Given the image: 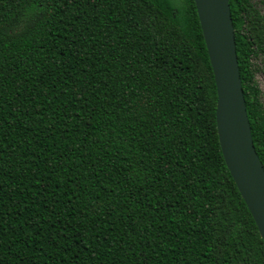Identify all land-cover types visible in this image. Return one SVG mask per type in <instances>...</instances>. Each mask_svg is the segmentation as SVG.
Returning <instances> with one entry per match:
<instances>
[{"label": "trees", "instance_id": "trees-1", "mask_svg": "<svg viewBox=\"0 0 264 264\" xmlns=\"http://www.w3.org/2000/svg\"><path fill=\"white\" fill-rule=\"evenodd\" d=\"M254 2L228 5L264 169ZM214 109L192 0H0V264H264Z\"/></svg>", "mask_w": 264, "mask_h": 264}, {"label": "water", "instance_id": "water-1", "mask_svg": "<svg viewBox=\"0 0 264 264\" xmlns=\"http://www.w3.org/2000/svg\"><path fill=\"white\" fill-rule=\"evenodd\" d=\"M192 1L215 87L214 120L221 156L264 245V169L251 141L228 0Z\"/></svg>", "mask_w": 264, "mask_h": 264}, {"label": "rangeland", "instance_id": "rangeland-1", "mask_svg": "<svg viewBox=\"0 0 264 264\" xmlns=\"http://www.w3.org/2000/svg\"><path fill=\"white\" fill-rule=\"evenodd\" d=\"M253 1V0H252ZM255 9L264 17V6L254 2ZM254 68V81L260 91V101L264 107V58L252 59Z\"/></svg>", "mask_w": 264, "mask_h": 264}]
</instances>
